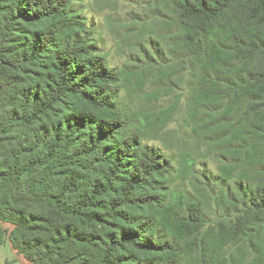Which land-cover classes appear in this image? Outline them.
<instances>
[{
  "label": "trees",
  "instance_id": "obj_1",
  "mask_svg": "<svg viewBox=\"0 0 264 264\" xmlns=\"http://www.w3.org/2000/svg\"><path fill=\"white\" fill-rule=\"evenodd\" d=\"M73 2L0 0V248L32 264H264V0H164L180 51L147 56L131 113L116 87L134 75Z\"/></svg>",
  "mask_w": 264,
  "mask_h": 264
},
{
  "label": "rangeland",
  "instance_id": "obj_2",
  "mask_svg": "<svg viewBox=\"0 0 264 264\" xmlns=\"http://www.w3.org/2000/svg\"><path fill=\"white\" fill-rule=\"evenodd\" d=\"M73 10L78 17L84 22L86 29L84 32L89 33L91 41L99 48V53L103 55L108 62L114 67L126 68L134 75L128 82L122 80L116 90L119 94V104L130 113L139 110V107H147V101H144L143 93L147 92V76L143 89L136 86L137 76L135 72H143L147 65V56L154 58L172 60L177 56L180 49L176 47L178 39L177 27L169 24L172 22L173 15L164 4V0H74ZM112 17L118 24L123 36L117 37L107 25L106 19ZM154 21L155 31L138 43L133 37L129 39L131 29L140 30L144 23ZM138 43V44H136ZM136 44V45H132ZM168 100V99H167ZM166 100V101H167ZM171 126L184 128L183 123L173 122ZM162 147L159 142H150ZM168 154H172L164 149ZM176 161V157L174 156ZM176 167H178L176 161ZM199 174H203L204 179L211 178L217 180L218 172L214 162L203 160L196 166ZM175 177V173L173 174ZM200 182L202 178H197ZM170 180H165V185H171ZM217 185V189L221 186ZM228 186V185H226ZM231 191H236L235 183L231 186ZM208 215L210 220L222 216V208L213 203ZM7 227H12L6 224ZM7 260H13L16 264H32L25 256L15 250L10 241H7L0 248V264H5Z\"/></svg>",
  "mask_w": 264,
  "mask_h": 264
}]
</instances>
